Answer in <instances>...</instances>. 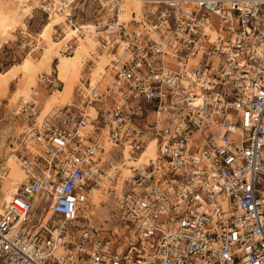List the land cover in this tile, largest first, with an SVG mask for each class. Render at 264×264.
Masks as SVG:
<instances>
[{"label": "built area", "instance_id": "obj_1", "mask_svg": "<svg viewBox=\"0 0 264 264\" xmlns=\"http://www.w3.org/2000/svg\"><path fill=\"white\" fill-rule=\"evenodd\" d=\"M38 1L84 32L88 0ZM93 2L109 82L39 122L22 105L25 178L9 200L0 191V264H264V0H143L128 21L122 0ZM149 145L119 186L107 176L97 224L91 190L124 149Z\"/></svg>", "mask_w": 264, "mask_h": 264}, {"label": "rangeland", "instance_id": "obj_2", "mask_svg": "<svg viewBox=\"0 0 264 264\" xmlns=\"http://www.w3.org/2000/svg\"><path fill=\"white\" fill-rule=\"evenodd\" d=\"M88 1L90 6H93L96 3L93 2L95 0L93 1L88 0ZM90 6L88 10L86 8V12L84 14L80 15V19H83V21H85L83 22L82 26L85 28L87 32L90 30L91 25H93V23L90 20H88L90 19L89 16ZM142 15L140 19L142 18ZM25 25H26L25 30L24 29L22 30L20 27H17L15 31V38L13 40L5 41L3 38L0 37V168L7 161V157H9L12 153H15L18 156L16 151H12V150L17 148L19 142L18 134H20L23 131L24 129L23 127L25 126L24 123L27 113L21 111V105L24 102V100L27 101V99L30 98L32 94V97L40 102L42 101L43 97L48 94V96L41 102L40 106L39 104L37 105L39 106L37 112L38 115H40L38 118L39 120L40 118L44 117L46 109L51 105L53 100L58 95L59 91L65 88V84L61 82V78L63 77L62 70L64 65H69V67L76 72L78 77L76 78L75 81H77L79 77L82 75L80 82L83 85L77 83L74 86L75 81H73L70 88V94L67 100L64 101L62 105L57 107H61L65 105L66 104L65 102L69 103L72 100L77 99V89L79 88H81L84 92H88V93L92 92L93 89L91 88V83L93 81V78L98 74L101 68V64L104 61L103 58L104 49L103 50L99 49L101 44L93 43L89 39V37L86 41V46L83 48V50H81L80 47L77 46L72 40L71 43L73 44V47L71 52H65L64 48L67 47V44L65 46V42L60 43V41L66 34L71 32V30L66 23L58 21L56 15L53 16L49 14L46 15L38 9H33L32 13L25 19ZM40 35H43L45 38ZM28 41H33V42L31 45H28L27 44ZM51 44L55 45L58 48L59 52L57 54L49 53L47 55H44L45 53L43 50L44 47ZM37 46H39V48L33 50L34 47ZM27 53H31L28 63L27 64L25 63L24 65L27 69H30L26 82L28 89L26 94L22 97L21 101L18 103V105L14 109H12L8 102L10 98L9 96H11L10 94H12L13 91L19 85V80H18L20 79L19 71L23 65L22 61H24ZM52 56H56L57 59ZM63 56L64 58L63 60H61ZM37 59L41 60V62L39 63V67H36L34 69L31 68L30 65L31 61L33 60L37 61ZM47 59H49L48 64L45 65V67H43ZM88 60L89 62L92 61L93 64L91 65V63H89L88 65H91L90 68L83 69L84 65L88 62ZM80 66L82 70L80 69ZM41 68L45 69V71H42ZM54 70L56 72V75ZM37 74H38L37 79H35L36 84L33 88L34 91H36L37 93L34 94V92L33 93L31 92H32V86L35 82L34 78ZM47 74L48 75L50 74L51 76L55 77V79L58 81L56 87L50 89L47 84L42 83L39 80V77L41 75H47ZM102 83H103L102 87H100L99 90L97 88L96 89L97 91L103 90L106 84L108 83V81L107 83L106 82H102ZM87 112L90 118L95 116L93 106L88 107ZM101 142H102L101 144L104 146V149H107L108 151L111 150L112 144L107 137ZM123 152H124L123 158L119 160L116 164L115 163L112 164L114 165L121 164L122 167L128 170V172L130 171L128 169L130 164L137 165L142 159L149 157L148 155L146 156L144 154H140L138 157L133 159V158H129V152L127 151V149H124ZM9 175H10L9 172L7 171L6 179L10 178ZM121 176L122 174L120 173L118 179H120ZM5 183L6 180L4 181L3 186H5ZM106 199L102 201H105ZM100 202L101 201H99L98 205L100 204ZM94 213H96L99 216L97 218V224H101L102 219L107 218L109 214L107 204L104 205L101 204L99 207L95 208Z\"/></svg>", "mask_w": 264, "mask_h": 264}, {"label": "bare ground", "instance_id": "obj_3", "mask_svg": "<svg viewBox=\"0 0 264 264\" xmlns=\"http://www.w3.org/2000/svg\"><path fill=\"white\" fill-rule=\"evenodd\" d=\"M100 1L102 3L106 2V0H100ZM38 3H39L38 0H0V24H1L0 25V37L3 38L5 41H10V40H13L15 38V31H16L17 27H20L22 30L23 29L25 30V28H26L25 19L32 13L33 9H37ZM144 8L145 7H144L143 0H122L121 11L119 14V20L128 21L131 17L133 19L139 20L142 13H143ZM132 12H135V14L132 15ZM67 13H68V8L65 9L64 12H61V13H55L54 11L49 12V15H51V16L56 15V18L58 21L66 23L70 27L71 32L66 34L61 39L60 43L65 42V46H66V44L68 42H71L73 40L74 43L80 47L81 50H83V48L86 46V41H87L88 37L93 43H100L98 40L99 38L97 37V34L93 31V25H91L90 30L88 32L85 30V28L83 26H82V28H84V32L81 29H78V27H77V29H75V28L71 27V25L65 20L64 17H66ZM208 32L210 33V35L213 39L216 37V32L214 30H211ZM40 36H43V35H40ZM37 44H39V43H37ZM121 47H122V45H120V48ZM38 48H39V46L34 47L33 50L38 49ZM107 49H108L107 46L104 47V50H103L104 61L101 64V68H100L98 74L93 78V81L91 83V88L93 90H96L97 88L99 90V88L102 87V84H103L102 82H106V83H107V81L109 82L110 78L108 76L106 66L109 63V61L111 60V58H113V57L110 56L111 54L109 55ZM43 50L45 52L44 55H47L49 53L57 54L59 52L58 48L52 44L44 47ZM63 58H64V56L61 58V60H63ZM40 62H41V60H39V59H37V61H34V60L31 61V64H30L31 68L34 69L36 67H39ZM29 70L30 69H27L23 63V65L19 71V74H20V76H19L20 79H18L19 85L17 86V84H16L17 88L13 91L12 94H10L11 96H9L10 98H9L8 102H9V105L12 109H14L18 105V103L21 101L22 97L27 92L28 87L26 85V82H27V77L29 75ZM62 72H63V77L61 78V82L63 84H65V88L63 90L59 91L58 95L53 100L51 105L46 109L44 116H46L53 109L57 108V106L62 105L63 102L67 100V98L70 94L71 84L78 77L76 72L72 68H70L69 65H64ZM104 85H105V83H104ZM24 103H30V101L27 100ZM65 103H67V102H65ZM21 109H22V107H21ZM94 113L96 115L95 109H94ZM43 118L44 117L40 118L38 120V122L41 121ZM36 119H37V117H36ZM17 147H21L20 141L18 142ZM15 150H16V148L13 149L12 151H15ZM32 151L38 152V149H36L35 147H32ZM106 151H108V150L105 149V152ZM140 154H144L146 156L148 155L149 157H151L154 155V151H153V148L151 147V145H149V147L147 149H145ZM140 154H138V156ZM138 156H136V157H138ZM136 157H132L129 154V158L135 159ZM148 158L142 159L137 165L130 164L128 167V169L130 170L129 172L124 167H122L121 164H118V165L112 164L107 169L106 173L101 175L102 180L100 181V188L94 187L91 190L90 197L88 196L89 202L86 204V207L88 210V212H86V210H85L86 214L94 213V209L99 207L102 204V203H100L98 205L99 201H102V200L107 198L106 194L104 192V188L108 186V182L106 180L108 175L109 176H115L117 178L116 183H118V186H119L120 183L122 182L123 178L132 173L133 167L138 166L142 162H144V163L147 162ZM7 171L10 174L9 179H6L7 178L6 177ZM0 172L3 175L2 185L0 187V191L3 192V198L2 199L7 201L11 198L12 194L16 191L18 185L25 178V170L22 166L20 157L17 156L15 153H12L9 157H7V161L0 168ZM120 173L122 174V176L120 177V179H118ZM5 180H6V183H5V186H3V183ZM2 186H3V188H2ZM104 204H107V202L105 201ZM107 207H108V205H107ZM108 216H109V214H108ZM108 216H107V218H108ZM104 224H106V222H104Z\"/></svg>", "mask_w": 264, "mask_h": 264}, {"label": "crops", "instance_id": "obj_4", "mask_svg": "<svg viewBox=\"0 0 264 264\" xmlns=\"http://www.w3.org/2000/svg\"><path fill=\"white\" fill-rule=\"evenodd\" d=\"M99 49H100V50H103L104 47L100 46ZM98 51H99V50H98ZM107 51H108V53H109V55H110L111 53L109 52L108 49H107ZM40 53H41V52H40ZM30 54H31V53H27V55H26L24 61H22V62L24 63V65H25V63H26V64L28 63V61H29V59H30ZM40 55H41V54H40ZM110 56L113 57L112 55H110ZM52 57H55V58H56V56H52ZM49 59H50V58H49ZM49 59H47V60L45 61V64H44L43 67H45V65L48 64ZM56 59H57V58H56ZM89 60H90V59H89ZM89 60H88V62H89ZM88 62H87V63H88ZM87 63H86V64H87ZM86 64H85V65H86ZM85 65H84L83 69L86 68ZM41 69H42V71H45V69H43V68H41ZM80 69H81V66H80ZM81 70H82V69H81ZM54 72H55V70H54ZM55 75H56V72H55ZM37 76H38V74L35 76L34 80L37 79ZM81 77H82V75L79 77V79H78L77 81L74 82V86H75L77 83H80V84H81V82H80ZM35 84H36V80H35V82H34V84H33V86H32V92H31V93L34 92V94L37 93V92L34 91V89H33L34 86H35ZM81 85H83V84H81ZM47 96H48V94L45 95V96L43 97L42 101H43ZM23 100H24V99H23ZM23 100H22V101H23ZM27 100L30 101V102H33V103L35 104L34 111H35V114H36L35 116L37 117V120H38V118H39L40 115H38L37 112H38L39 106H40V104H41L42 101L39 102L37 99L33 98V97H32V94H31V97L28 98ZM24 102H25V100H24ZM24 102H23V103H24ZM23 103H22V104H23ZM38 104H39V106H37ZM21 107H22V105H21ZM93 107H94V106H93ZM94 109H95V107H94ZM25 115H26V114H25ZM23 125H24V124H23ZM23 125H22V126H23ZM19 133H20V132H19ZM18 136H19V134H18Z\"/></svg>", "mask_w": 264, "mask_h": 264}]
</instances>
